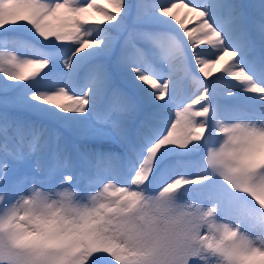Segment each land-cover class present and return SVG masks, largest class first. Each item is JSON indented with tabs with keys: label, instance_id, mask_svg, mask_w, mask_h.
I'll return each instance as SVG.
<instances>
[{
	"label": "snow or ice",
	"instance_id": "6c2138e0",
	"mask_svg": "<svg viewBox=\"0 0 264 264\" xmlns=\"http://www.w3.org/2000/svg\"><path fill=\"white\" fill-rule=\"evenodd\" d=\"M0 264H264V0H0Z\"/></svg>",
	"mask_w": 264,
	"mask_h": 264
},
{
	"label": "rangeland",
	"instance_id": "374dc122",
	"mask_svg": "<svg viewBox=\"0 0 264 264\" xmlns=\"http://www.w3.org/2000/svg\"><path fill=\"white\" fill-rule=\"evenodd\" d=\"M185 11H186L185 9L180 8V9L177 10V15H178V16H183V14H184ZM95 18H96V19H100L99 16H96ZM188 19H191V14H189ZM187 22H188V21L186 20V23H187ZM215 66H216V67H215ZM218 66H220V63H217L216 65H214V66L211 68V71H212V72H215V71H216V68H217Z\"/></svg>",
	"mask_w": 264,
	"mask_h": 264
},
{
	"label": "bare ground",
	"instance_id": "6f19581e",
	"mask_svg": "<svg viewBox=\"0 0 264 264\" xmlns=\"http://www.w3.org/2000/svg\"><path fill=\"white\" fill-rule=\"evenodd\" d=\"M215 67H216V66H215ZM216 69H218V67H217Z\"/></svg>",
	"mask_w": 264,
	"mask_h": 264
}]
</instances>
